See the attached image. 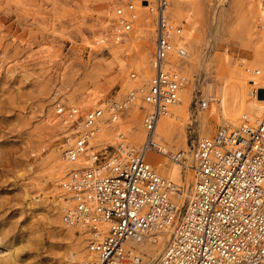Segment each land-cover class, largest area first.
Instances as JSON below:
<instances>
[{
  "label": "rangeland",
  "instance_id": "1",
  "mask_svg": "<svg viewBox=\"0 0 264 264\" xmlns=\"http://www.w3.org/2000/svg\"><path fill=\"white\" fill-rule=\"evenodd\" d=\"M125 1L0 0V264H67L70 257L85 256L87 234L65 227L60 216L56 196L62 173L50 176L70 124L61 127L56 108L75 105L83 115L133 88L141 96L139 88L151 77L152 15L140 0H131L142 18L136 16L123 42L102 35L115 7ZM191 2L180 3L177 17L174 0L169 7L173 23L181 26L173 40L189 55L179 65L187 77L180 92L186 93L185 114L172 137L175 147L170 146L179 152L186 143L191 151L199 132L211 136L226 124L220 119L219 89L230 87L238 69L251 66L254 75L256 68L264 69L255 0ZM136 102L122 112L123 121L134 127L144 112ZM182 169L181 182L170 177L180 193L191 185L184 178L190 170ZM176 201L182 206L185 198Z\"/></svg>",
  "mask_w": 264,
  "mask_h": 264
},
{
  "label": "built area",
  "instance_id": "2",
  "mask_svg": "<svg viewBox=\"0 0 264 264\" xmlns=\"http://www.w3.org/2000/svg\"><path fill=\"white\" fill-rule=\"evenodd\" d=\"M255 17L264 32V0H255ZM115 7L118 24L102 30L103 37L122 41L136 18L131 0ZM170 0H154V74L143 100L146 139L134 146L119 133L115 144L103 139L91 144L102 112L115 121L127 108L105 100V108L83 115L77 107L58 105L56 113L69 124L63 158L74 166L57 185L63 199L62 219L87 233L92 258L76 264H122L131 261L125 242L170 228L169 239L154 264H264V109L255 123L243 116L237 126L219 125L211 136L197 140L193 152V184L182 211L172 197L179 188L156 171L148 153L180 160L181 153L165 150L153 138L157 120L176 102L186 78L164 66L181 26L169 15ZM111 26V27H110ZM264 42V36H263ZM183 57L185 50L176 47ZM258 94V90H254ZM264 97V88L262 89ZM207 101L200 100V106ZM59 192V191H58ZM179 209V210H178ZM133 258H138L134 256Z\"/></svg>",
  "mask_w": 264,
  "mask_h": 264
},
{
  "label": "bare ground",
  "instance_id": "3",
  "mask_svg": "<svg viewBox=\"0 0 264 264\" xmlns=\"http://www.w3.org/2000/svg\"><path fill=\"white\" fill-rule=\"evenodd\" d=\"M183 1H188L189 4L192 3L191 0H174L175 9H174V12L172 14L173 17H177L180 14V12H179L180 6H181L180 3H182ZM170 2H171V0H170ZM140 4L142 7L146 8L148 10V13H150L152 15L153 25H154L153 33L155 34L156 24H155V20H154L155 19L154 0H152V1L140 0ZM257 10H258V13H260L258 3H257ZM136 16H137L138 20L141 19L142 18V12L137 11ZM110 23H111L112 29L115 28L116 25L118 24L117 17H114L113 20L109 21V24ZM109 24H107V27H109ZM127 32H126V34H127ZM126 34L123 36V40L125 39ZM112 40L115 41L114 39H112ZM123 40L122 41H115V42H117V43L123 42ZM176 47L183 48L185 50L186 55L183 57H180L176 53ZM153 48H154V46H153ZM258 48H260V50H262L263 45L261 44L260 46H258ZM167 54L168 55L166 57L164 66L166 68L180 70V72H181L179 65L182 61H184L186 59V57L188 55L184 44H177L174 42L173 48L171 50H169ZM262 62H264V57L262 58ZM150 68H151V77H152L154 74L153 55L152 54H151V59H150ZM251 69H252L251 66H246L244 68L241 67L240 69H238L237 77H235V79L231 83L230 87L227 88V87L222 85L219 89V107H220L219 114H220V119H222L224 122H226V124H229L231 126H237L242 121L243 116H245L250 123H255V122H257L260 115L262 114V111L264 109V97L262 95V89L264 88V69L256 68L254 70V73L256 75L251 74ZM181 74L186 78V82H187V77L182 72H181ZM151 77H150V79H151ZM149 82H150V80H149ZM149 82L146 84L145 89L139 88V92H141V96L138 98L136 95L138 92L137 91L138 88H133L132 90H130L133 92L132 95L134 98L132 99L133 100L132 102L130 101L127 104V107H131L130 104H133L136 99L140 101V102H136L134 104V105H137V108L139 110L144 111L142 118H141L140 126L134 127L135 124H131V122L127 123L126 121L124 122L123 121V113H121L119 118L115 121H112L109 119H108V121H106L105 118H108V113L103 111L102 115L100 116V118L98 119V122H97L98 132L96 133L95 138H93L91 140V144L95 143V141L97 139L102 138V137H103L102 138L103 143L105 145L115 144L116 141L118 140L117 136L119 135V133H123L125 136V139L127 141H129L134 146H139L146 139V131L143 127L142 121H143L144 113L148 109V104L143 100L142 97H143V93L146 91V89L149 85ZM186 82L182 86L181 91H183L182 89L185 87ZM248 86H249V88H248ZM255 89L258 90V94L254 93ZM248 90H249V92H248ZM130 91L127 93L128 95L130 94ZM127 94H126V96H127ZM185 99H186V93H182V95L178 97V100H177L178 103H177V101L171 103L168 106L167 112L164 114H161L157 120L155 130L153 133V138L159 144L164 146L165 150H174L175 149V148H172V147H175L172 144V137L176 133V131L178 129V124H179L178 121L182 117V115L186 109L185 108V102H186ZM114 100H116V99H114ZM123 100H125V97L122 99L116 100V101L119 103H123ZM142 100H143V102L141 103ZM206 105H207V103H206ZM68 107H76V106L71 105ZM205 107L206 106H204L202 108H205ZM95 108L104 109L105 107L102 103V104L96 106ZM212 108L213 107H211V109ZM92 109H94V108H91L90 110H92ZM78 110H79V108H78ZM253 114H256V115H253ZM65 121L68 122L67 120H62L63 123L61 124V127H63L64 123H66ZM236 121H239L237 125H235ZM134 123H136V122H134ZM49 124H51V123H49ZM182 129H183V127H182ZM207 136H208L207 132H206V130H204L201 133L199 132L197 139L199 140V139L207 137ZM67 139L70 140L69 137ZM170 146H172V147H170ZM183 146L185 148H188L187 143L184 144ZM181 147H182V145H181ZM185 148H183L184 150L182 152H180L181 155L182 154L184 155V157L181 159V161L170 160L166 156L162 155L161 153H154L153 151H150L148 153V159L154 164L155 168H157L156 171L158 170L159 172L158 171L157 172L159 174H161L165 178L171 180L174 184H176L178 186L179 191H173V193H172V197L175 199V201H176L178 196L181 197L182 200L185 198V202L182 206H179L177 201H176L177 206L180 209V211H182V209L184 208V205H186V202L190 197L191 185L193 184L192 183L193 182V152H194L195 146H194V148H192L191 151H187V149H185ZM61 156L59 157V154L56 155V158H55L56 162L54 163V165L52 167V174L50 175V176L54 177V175L57 174V176H60V174L62 173L61 178L57 182V184H59V182L62 181L61 179L64 178L65 175H67L66 174L67 171L70 170L71 167L74 166L72 163L67 162L63 158V154ZM64 162H66V163H64ZM183 166H186L188 168V170L191 171V172L185 171V173H184L185 182L189 183V181H191V185L187 191H183V193L182 192L180 193V186L176 182H174L171 178H174L177 181L181 182L182 178H183V172H182ZM166 176H169V178ZM56 199L59 200V203H58V204H60L59 211L61 212L60 216L62 219L63 199H62V196L60 194V189H59V192L57 193ZM59 211H58V213H59ZM62 223L65 227H67L69 229H71L72 227H76L74 225H71V224L64 222L63 219H62ZM76 228L79 229L78 227H76ZM169 233H170V228H166V229H161V230L157 231L152 236L148 235V236L141 237L139 239L127 240L124 244H125L126 249L129 250V255H131L130 257L132 260L128 261L127 263H122V264H154L156 259L158 258V256L163 251V249H164V247H165V245L169 239ZM72 251H74V250H72ZM87 256H89L88 258H92V255L90 254V252H88V250L86 248L85 257H87ZM134 256H136L138 258V260L136 258H133ZM68 260L69 261L67 262V264H76L78 261V260H72L71 257Z\"/></svg>",
  "mask_w": 264,
  "mask_h": 264
}]
</instances>
